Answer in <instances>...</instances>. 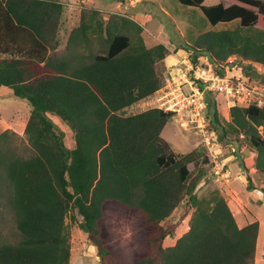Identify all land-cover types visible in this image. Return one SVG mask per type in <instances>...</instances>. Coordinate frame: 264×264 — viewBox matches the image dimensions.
I'll list each match as a JSON object with an SVG mask.
<instances>
[{"label": "trees", "instance_id": "trees-1", "mask_svg": "<svg viewBox=\"0 0 264 264\" xmlns=\"http://www.w3.org/2000/svg\"><path fill=\"white\" fill-rule=\"evenodd\" d=\"M177 1L200 10L213 27L239 21L235 29L194 31L181 48L195 60L207 56L221 75L230 57L251 70L252 63L264 66V0ZM66 8L63 0H0V89L27 101L33 150L26 157L4 149L9 130L0 132V202L10 206L19 231L15 241L0 243V264H71L69 218L91 235L102 264H256L260 222L239 226L219 187L209 196L196 193L211 163L206 145L171 149L161 135L174 111L125 114L164 86L173 51L164 42L148 44L144 26L129 15L86 3L67 29ZM220 95H207L208 127L245 148L243 157L253 154L264 182V106L254 98L231 107L226 120ZM54 118L73 131V148ZM185 199L193 207L189 229L165 246L178 227L169 220ZM113 211L140 220L141 237L128 253L110 231Z\"/></svg>", "mask_w": 264, "mask_h": 264}, {"label": "rangeland", "instance_id": "rangeland-1", "mask_svg": "<svg viewBox=\"0 0 264 264\" xmlns=\"http://www.w3.org/2000/svg\"><path fill=\"white\" fill-rule=\"evenodd\" d=\"M132 1L136 2L137 0H86V4L109 12L135 13L144 26L143 36L148 44L151 45V43L156 41L164 42L175 54L181 55L187 51L181 47H186L185 45L191 42V34L194 31L207 32L212 29H235L239 27V21L219 24L213 27L200 10L183 6L177 0H138L136 5H133ZM64 2L67 5L64 17L65 26L67 29H71L78 23L80 8L85 2L83 0H64ZM160 8L163 10H160ZM177 47L180 48L177 49ZM192 52L191 50L189 51V53ZM235 63V66L230 69L231 71L228 74L232 77L240 78L245 83L249 80L253 81V86L251 87H259L264 94V83H262L264 81V70H251L247 65L237 63V60ZM8 93H11L9 88L3 87L0 89V132L9 130L7 137L3 139L2 147L26 157L31 156L33 150L25 134V128L30 116L29 105L27 101ZM154 99L155 97L145 98L141 102L127 108L125 114L133 115L153 108L150 103ZM218 108L222 113L223 119H231L228 101L224 95L218 97ZM53 120L57 127L65 133L67 146L73 148L75 146L73 131L60 119L54 118ZM207 129L212 135L211 143L215 144L211 148L206 145L201 131L190 121V117L176 110V115L167 124L161 137L177 153H186L201 144L206 145L211 163L204 167L206 173L196 193L198 196H209L213 188L219 187L223 191L239 226L242 227L254 220L260 222L261 230L256 264H264V191L261 190L264 187V182L261 176L256 173V157L253 154L243 157L245 148H239L232 142L220 140V135L223 134L221 130L216 132L210 129L208 124ZM259 130L263 131V127H260ZM216 162L226 163L227 170L231 174L229 181L223 180L215 174ZM244 165L252 173L254 183L252 189H249ZM189 167L191 170L195 168L194 164H190ZM0 208L2 210L0 243L6 240L15 241L19 236V231L14 213L10 206L7 205L5 199L0 202ZM192 210L193 207L189 203V199H185L176 209L169 221L178 223V227L173 236L166 238L165 246L174 245L177 239L188 231ZM185 213H187V216L181 220ZM109 217L110 231L116 242L123 252H130L138 244L141 237L139 233L141 225L138 216L127 211H117V213L113 211ZM68 226L73 243L71 264H102L97 246L91 235L73 222L71 218L68 220ZM129 230L133 232L131 241L124 239V233ZM129 256L128 254L127 258Z\"/></svg>", "mask_w": 264, "mask_h": 264}, {"label": "built area", "instance_id": "built-area-1", "mask_svg": "<svg viewBox=\"0 0 264 264\" xmlns=\"http://www.w3.org/2000/svg\"><path fill=\"white\" fill-rule=\"evenodd\" d=\"M175 56L177 58L169 68L170 75L166 76L164 86L149 96L155 97L150 104L153 108L174 112L179 110L188 115L194 126L201 131L209 148L215 144L211 143L212 135L207 129L205 115L208 94L219 92L224 95L229 108L236 105L248 106L254 98L259 106H264V94L259 87H251L240 78L228 74L236 64V57H230L223 65L222 70L225 74L221 75L207 56H200L198 61L194 59L193 52L189 53V51ZM251 65L258 71L264 70L261 64L252 63ZM214 172L223 180L229 181L231 178L230 171L227 170L224 162H216Z\"/></svg>", "mask_w": 264, "mask_h": 264}, {"label": "crops", "instance_id": "crops-1", "mask_svg": "<svg viewBox=\"0 0 264 264\" xmlns=\"http://www.w3.org/2000/svg\"><path fill=\"white\" fill-rule=\"evenodd\" d=\"M64 1V0H63ZM138 1V0H137ZM136 1V2H137ZM140 1V0H139ZM83 2H85L86 3V0H83ZM135 1H132L131 3L133 4V5H136L137 3H136ZM84 3V4H85ZM99 9H101V8H99ZM102 11H105V10H103V9H101ZM160 10H163L162 8H160ZM106 12H109V11H106ZM118 13V12H117ZM119 13H122V12H119ZM122 14H127V15H129L132 19H134V20H136V21H138L140 24H141V21H140V19L137 17V15L135 14V13H132V14H130V13H122ZM176 54H175V52L173 51V57L172 58H170V60L169 61H167V67H169V66H171L172 64H173V62L175 61V59L177 58L176 56H175ZM179 55H181V54H179ZM170 68V67H169ZM4 88H6V87H4ZM8 94H11V93H8ZM12 95V94H11ZM1 96V95H0ZM255 221V220H254Z\"/></svg>", "mask_w": 264, "mask_h": 264}, {"label": "clouds", "instance_id": "clouds-1", "mask_svg": "<svg viewBox=\"0 0 264 264\" xmlns=\"http://www.w3.org/2000/svg\"><path fill=\"white\" fill-rule=\"evenodd\" d=\"M132 237H133V232L131 230L124 233L125 240L131 241Z\"/></svg>", "mask_w": 264, "mask_h": 264}]
</instances>
